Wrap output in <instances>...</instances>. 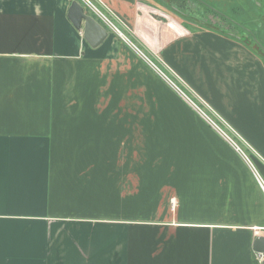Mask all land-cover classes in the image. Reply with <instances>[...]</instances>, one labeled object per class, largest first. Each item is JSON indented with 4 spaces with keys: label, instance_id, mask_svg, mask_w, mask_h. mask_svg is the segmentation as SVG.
I'll return each instance as SVG.
<instances>
[{
    "label": "crops",
    "instance_id": "1",
    "mask_svg": "<svg viewBox=\"0 0 264 264\" xmlns=\"http://www.w3.org/2000/svg\"><path fill=\"white\" fill-rule=\"evenodd\" d=\"M72 1L0 0V264H263L264 57L252 36L156 0H95L122 35L93 15L109 30L94 48ZM252 2L234 26H263L264 0ZM113 84L151 113H89L111 105L95 94Z\"/></svg>",
    "mask_w": 264,
    "mask_h": 264
},
{
    "label": "rangeland",
    "instance_id": "2",
    "mask_svg": "<svg viewBox=\"0 0 264 264\" xmlns=\"http://www.w3.org/2000/svg\"><path fill=\"white\" fill-rule=\"evenodd\" d=\"M165 3L166 5H169V2L171 1L174 3V5L179 6V9L182 10L183 12H186L188 14L187 17L188 21H193L194 23H200L204 21H207L209 23H212L211 25L219 24V26L224 27L225 29H230L234 33L238 34H247L252 36V44L255 48L257 46H263L262 48L264 49V26L260 25L259 22L256 24H253L252 26L248 27V21L247 18L250 16V8H247L246 4H252L254 0H243L244 5H243V12H241L240 16L235 15L233 11V5L236 4L237 6V0H204L206 2H199L196 0H193L192 3L195 4L192 6H187L183 0H156ZM189 2V1H187ZM208 5V6H206ZM219 9V16L216 14L215 11H211L210 9L212 8ZM246 7V8H245ZM213 8V9H214ZM207 9V10H206ZM254 9V8H253ZM256 12H258L256 10ZM235 18L238 20H241L242 23L245 26H240L232 24L229 19ZM227 20V21H226ZM208 23V24H209ZM217 29H219V26H214ZM248 39V38H247ZM258 42V43H257ZM261 52V51H260ZM262 54V53H261ZM264 55V54H263ZM106 90V96L103 95V93L95 94V98L104 100V97L106 99L104 100L106 103L109 102L111 105L109 107L106 106H96V107H88L86 108L89 113H111V114H138V113H151V108L150 107H138L136 97L134 96L132 91L129 90H124L121 91L119 89V85L113 84L111 86V91L110 95H107ZM106 107V108H105Z\"/></svg>",
    "mask_w": 264,
    "mask_h": 264
},
{
    "label": "water",
    "instance_id": "3",
    "mask_svg": "<svg viewBox=\"0 0 264 264\" xmlns=\"http://www.w3.org/2000/svg\"><path fill=\"white\" fill-rule=\"evenodd\" d=\"M68 16L74 26L83 31L85 39L92 47H99L107 39L109 35L108 28L100 23L93 15L88 13L78 0L72 1ZM253 245L255 251L264 255L263 234L256 236ZM262 263L264 264V258L262 259Z\"/></svg>",
    "mask_w": 264,
    "mask_h": 264
},
{
    "label": "built area",
    "instance_id": "4",
    "mask_svg": "<svg viewBox=\"0 0 264 264\" xmlns=\"http://www.w3.org/2000/svg\"><path fill=\"white\" fill-rule=\"evenodd\" d=\"M87 10V12L91 13L92 15H95L97 18H99L108 28H113L115 30L118 31V28L114 25V23L111 21V19L109 18V16L107 14H105L101 8L98 6V4L96 3L95 0H78ZM119 32V31H118ZM120 33V32H119ZM120 35H122L120 33ZM124 39H126L125 37H123ZM127 40V39H126ZM144 58L145 60H147L170 84H172L175 88H177L178 91H180L183 95L184 92L173 82V80L167 75V73L162 70L158 65H156L150 58H148L139 48H137V46L135 44H133L132 42H130L129 40H127ZM186 96V95H185ZM187 100L197 108V110L203 114L204 116H206L207 118L208 115L206 113L205 110H203L201 108V106H199L196 102H194L193 100H191L188 96ZM210 119V118H209ZM213 122V121H212ZM213 125L217 128V130H222V128L219 126L218 123L213 122ZM224 132V131H223ZM225 133V132H224ZM232 143L239 149L241 150L240 146H238L234 140H232ZM260 184L262 185V188L264 189V183L262 180H260ZM257 233H261L264 230V227L262 228H256L255 229Z\"/></svg>",
    "mask_w": 264,
    "mask_h": 264
},
{
    "label": "trees",
    "instance_id": "5",
    "mask_svg": "<svg viewBox=\"0 0 264 264\" xmlns=\"http://www.w3.org/2000/svg\"><path fill=\"white\" fill-rule=\"evenodd\" d=\"M171 1V0H170ZM184 1V0H183ZM169 4H170V6L169 5H166V7H168L169 9H171V10H174V11H176V12H178L179 13V15H181L183 18H185V19H188L187 17H189V16H187L188 14H186L185 12H183L182 10H180L179 9V6H177V5H174V3L171 1V3L169 2ZM263 26H264V24H263ZM258 43V42H257ZM263 46L261 45V46H257V50H259V51H261V53H262V56L264 57V49L262 48Z\"/></svg>",
    "mask_w": 264,
    "mask_h": 264
}]
</instances>
